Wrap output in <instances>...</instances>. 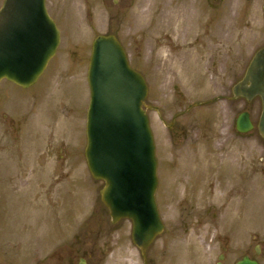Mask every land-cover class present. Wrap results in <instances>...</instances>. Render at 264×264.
<instances>
[{"label":"rangeland","instance_id":"rangeland-1","mask_svg":"<svg viewBox=\"0 0 264 264\" xmlns=\"http://www.w3.org/2000/svg\"><path fill=\"white\" fill-rule=\"evenodd\" d=\"M263 5L264 0H225L222 7L211 11L205 0H46L61 31L54 57L31 87L20 88L8 81L0 84V264L15 257L18 263L46 257L50 246L72 242L75 222L89 217L102 221L108 233L97 242L110 248L105 264H142L141 253L131 240V222H111L100 196L104 184L92 179L84 158L92 41L98 35L116 36L130 65L143 74L150 38H158L167 29L178 38L189 33L193 39L195 30L183 29L204 22L217 29L223 11V23L231 28L233 60L240 63L264 45ZM241 111L249 112L257 124L260 101L233 99L231 119ZM245 139L246 149L233 143L231 165L217 172V205L211 211L215 220L208 216L206 223H181L177 208L166 207L164 201L169 192L164 187L166 149L164 138L158 137L157 196L165 229L148 247L147 259L150 256L155 264H215L222 242L226 243L227 264L243 256L264 264V137L255 127ZM192 144L191 150L199 149ZM184 150L189 156L182 161L188 160L187 167L194 173L200 166L194 164L192 151ZM242 151H246L245 162H241L245 158ZM229 181L233 187L238 183L240 189L222 207L224 187L219 183L228 186ZM64 229L67 234L58 236ZM256 246H260L258 255Z\"/></svg>","mask_w":264,"mask_h":264},{"label":"flooded vegetation","instance_id":"flooded-vegetation-1","mask_svg":"<svg viewBox=\"0 0 264 264\" xmlns=\"http://www.w3.org/2000/svg\"><path fill=\"white\" fill-rule=\"evenodd\" d=\"M222 3L223 1L219 0L207 1L211 11L222 7ZM219 14L217 29L212 25L207 26L208 23L205 22L201 26L195 24L194 29H183L195 30L193 39L189 33L178 38L171 30L164 29L158 38L149 39V43L152 44L146 51L143 73L146 97L143 109L155 143L158 144V137L164 138L166 149L164 159L167 165L164 187H169V192L164 195V201L167 202L166 207L177 208L176 217L181 223H206L205 219L208 216L215 220L216 214H211V211L217 205L215 196L217 172L231 165L229 148L233 143L239 142L244 149L247 147L245 139L247 133L236 131V118L232 120L231 113L233 89L246 78L251 60L249 58L240 63L236 60L234 63L231 28L227 23H223L226 13L221 11ZM260 49H264V45ZM246 85L249 86V83ZM247 113L253 129L255 127L257 129L255 119L249 112ZM10 127L14 130V126ZM215 135L217 136L212 138ZM216 140L218 142H215ZM192 143L198 144L199 149L191 150L194 147ZM184 149L192 151L194 164L200 166L198 169L195 167L197 171L194 173L187 167L190 162L182 161L189 156ZM239 153L245 157L241 162H245L246 151ZM217 159L222 163H218ZM243 180L245 184L246 175ZM225 184L226 182L219 183V186L224 187L223 189L220 186L224 193L221 196L224 203L218 200L222 207L228 206L226 202L230 199L229 196L240 189L238 183L233 184L234 187L231 181L228 182V186ZM202 209V212H198ZM101 224L102 221L90 217L79 223L75 222L72 242L61 241L50 246L46 257L43 258L32 257L27 263H18L15 257L4 264H105L111 251L107 243L97 245V242L108 234L104 233ZM69 227L70 224L67 228ZM66 229L58 236L67 234ZM217 237L221 238L220 236L213 238ZM218 244L221 251L215 264H227V248L223 246L226 243ZM161 252L164 257V250ZM142 260V264L156 263L150 256L148 259L145 256Z\"/></svg>","mask_w":264,"mask_h":264},{"label":"water","instance_id":"water-1","mask_svg":"<svg viewBox=\"0 0 264 264\" xmlns=\"http://www.w3.org/2000/svg\"><path fill=\"white\" fill-rule=\"evenodd\" d=\"M59 44V32L44 0H4L0 8V81L29 87L42 74ZM87 80L90 102L84 155L92 177L104 182L101 200L113 222L133 223V242L142 251L162 231L154 192L157 185L154 142L142 110L146 88L142 76L129 67L114 36L92 43ZM251 86L235 87V96L262 99L259 130L264 135V54L250 67ZM251 125L247 114L238 118V131ZM237 264H258L244 257Z\"/></svg>","mask_w":264,"mask_h":264}]
</instances>
